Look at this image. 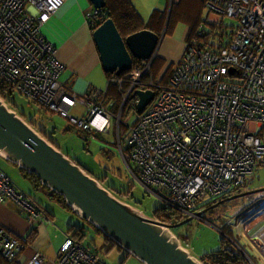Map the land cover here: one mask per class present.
<instances>
[{
    "label": "built area",
    "instance_id": "2783aa9c",
    "mask_svg": "<svg viewBox=\"0 0 264 264\" xmlns=\"http://www.w3.org/2000/svg\"><path fill=\"white\" fill-rule=\"evenodd\" d=\"M64 1L0 0V82L84 132H109L115 115L104 104L106 88L84 94L69 88L61 79L64 65L55 56L56 48L41 34V25ZM204 6L207 22L221 25L223 17L236 19L226 42L218 47L195 39L186 43L164 84L150 74L156 53L107 81L117 83L124 94L119 111L134 89L154 92L129 128L120 153L143 189L183 218L193 216L205 197L245 187L264 165V0H204ZM100 12L92 7L87 22L96 25ZM78 104L85 108L81 117L71 113ZM116 118L118 130L120 113ZM6 199L30 217L39 216L34 201L0 169V201ZM261 216L264 208L239 222L244 236L257 238L264 254ZM24 242V236L0 227V264H43V254L35 250L21 263ZM55 264L106 263L68 237L56 252Z\"/></svg>",
    "mask_w": 264,
    "mask_h": 264
},
{
    "label": "rangeland",
    "instance_id": "374dc122",
    "mask_svg": "<svg viewBox=\"0 0 264 264\" xmlns=\"http://www.w3.org/2000/svg\"><path fill=\"white\" fill-rule=\"evenodd\" d=\"M177 1L178 0H131L145 24L150 22V16L154 10L166 11L165 21L159 34L161 36V41L158 46L159 50L166 46L167 41H169V44H174V48L181 45V43H183L182 36L186 31L187 25L193 24L195 21L206 20L208 11L206 7L200 5L198 0L195 1V4H189L191 0H187L188 2L182 5L179 15L176 14ZM201 25L203 32L209 33V35L207 37H198L195 40L202 45L209 44L218 47L220 42L227 41L232 31L235 29L237 21L231 17H223L221 28H213L206 21L202 22ZM200 30V26L197 25L195 33L198 34ZM159 50L155 54L150 67V74H152V77L157 74L160 66L168 63L167 58H162L163 56L159 53ZM178 60L172 63L169 61L170 63L168 64L171 66L170 70L174 69ZM143 62L145 63L144 60H139L140 64H143ZM161 72L158 76L161 75ZM171 73L172 71L170 74ZM145 78L149 79L150 76H146ZM166 82L165 80L161 81L162 84ZM107 97L104 104L107 103V109L115 115V117L112 118V128L109 132L87 133L82 131L77 133L76 129L71 127L67 118L57 112L49 110L43 105L30 102L28 98L16 91L8 95L6 103L56 145L62 153L75 160L82 168L100 179L105 187L115 188L123 193L126 192V196L121 199L122 201L136 207L144 216L152 217L154 209L157 207H164V204L155 196L147 193L132 177L120 153V147L122 149L126 147V137L129 128L134 124L140 114L136 109V99L130 96L129 99L125 101L121 111H119L124 94H121V99H118L114 106L110 105V102L114 100L113 97L111 98L109 95ZM84 111V106L79 104L71 109V113L77 117H81V113ZM119 113L121 123L117 130L116 117ZM263 182L264 167H261L256 169L249 185L240 188V191H247L246 189L248 187L252 189L257 186V184H262ZM258 188L262 187L260 186ZM39 194L43 196L42 193ZM255 195H264V190L223 201L209 208L198 217H193L186 223L172 227L171 232L178 238L179 242L188 250L191 256L199 258L206 252L219 249L221 246L220 238L223 236L227 241L225 242L227 246L237 251H243L250 256L252 259L251 261L242 252L248 264H264V262L258 259L260 258V256L258 257V250L256 249V251L252 247L254 246L256 248L259 246L258 239L253 236H251V238L245 237L242 232V225L239 222L240 219H246L253 211V207L248 205V200ZM218 198L219 197L207 196L202 200V203L214 200L216 202ZM43 199L46 204H49V201L52 202L50 204L51 207L46 206L49 210H51L53 206L56 208V210L52 209L55 214L54 223H48L45 229L47 230L46 233L49 234L48 246L51 245L50 242H53L55 248L59 246L58 244L61 242V238L66 234L65 220H71L73 224L86 228V237L82 241L83 246L97 251V254L106 261V264H113V258L107 256L104 252L106 246H104V241H99L100 237L97 236L98 232L95 226L77 215L71 208L63 206L61 199ZM204 208L205 207L196 212ZM259 219L262 221L260 230L263 234L264 216L259 217ZM177 221H179L177 218L172 217V224ZM237 223H239L238 232H235L232 227ZM227 226L231 228L232 233L227 230ZM50 251H52V256H55L53 248H50Z\"/></svg>",
    "mask_w": 264,
    "mask_h": 264
},
{
    "label": "water",
    "instance_id": "95a60500",
    "mask_svg": "<svg viewBox=\"0 0 264 264\" xmlns=\"http://www.w3.org/2000/svg\"><path fill=\"white\" fill-rule=\"evenodd\" d=\"M89 1L94 8L105 6V0ZM92 36L103 70L115 75L129 70L134 59L151 58L161 41V36L149 29L123 38L110 17L93 29ZM153 95L150 89L133 90L131 97L138 99V113L143 111ZM0 155L35 174L42 185L60 194L77 215L144 264H203L189 254L171 228L198 217L223 201L264 190V187L254 188L219 199L208 208L174 224L159 221L153 216L146 217L136 207L113 195L98 178L62 153L1 98Z\"/></svg>",
    "mask_w": 264,
    "mask_h": 264
},
{
    "label": "crops",
    "instance_id": "0c3cea01",
    "mask_svg": "<svg viewBox=\"0 0 264 264\" xmlns=\"http://www.w3.org/2000/svg\"><path fill=\"white\" fill-rule=\"evenodd\" d=\"M92 7L93 5L89 0H65L40 27L41 34L56 48V58L64 65L61 79L69 88L78 94H84L93 88L103 90L107 87L108 81L106 76L107 72L103 70L100 56L92 36L93 30L90 28L86 19V13ZM185 34L186 31L182 36L183 43L176 48H174V44H169V41H167L165 47H162L161 50L159 48L157 49L163 56H161L163 59L167 58L168 63L180 59L186 45ZM168 63L165 64V67ZM261 167L264 166L261 165L258 168ZM0 169L10 177L17 189L25 192L34 201L39 210V216L34 218L21 210L11 199H6L4 202L0 201V227L6 229L13 236L25 237L24 248L20 253L21 263L27 260L29 255L35 250L43 254L45 258L43 264H55L56 251L62 242L70 237L68 228L73 223L71 220H65L66 234L61 238V242L58 244L59 246L55 248L53 242H50L51 245L48 246L49 234L46 233L47 230L45 229L48 223H54L55 214L53 210H56V208L53 206L49 210L46 206L51 207L50 204L52 202L49 201V204H46L43 198L45 200H52L53 198L49 196L46 188L42 186L40 181L37 183L31 178L30 174L32 173H28L2 155H0ZM253 174L248 180L247 185L252 181ZM260 186L264 187V182L257 184L252 189ZM246 190H251V188L248 187ZM39 193H42L43 196ZM253 197L248 202L251 203V201L259 199L258 203L261 202L260 206L263 205L261 208H264V195H257L254 199ZM232 228L233 231L238 232V228ZM97 232V236L100 237L99 241H104V246L107 247H105L104 252L107 256L113 258V264H144L133 255L127 253L125 249L113 244L111 239H106L101 232L98 230ZM252 247L258 250L256 251L260 258H257L264 262V254L257 247ZM50 248H53V251H55V256H52ZM95 252L97 253V251ZM98 257L106 263L99 254ZM0 260L3 261L1 257Z\"/></svg>",
    "mask_w": 264,
    "mask_h": 264
},
{
    "label": "trees",
    "instance_id": "16d2710c",
    "mask_svg": "<svg viewBox=\"0 0 264 264\" xmlns=\"http://www.w3.org/2000/svg\"><path fill=\"white\" fill-rule=\"evenodd\" d=\"M195 1H197V0H191L189 4H195ZM187 2H188L187 0H178L177 1V3H176V6H177L176 14L179 15V12H180L182 5L187 3ZM198 2L200 3L201 6L202 5L204 6V0H198ZM100 11H101L99 14L100 21L96 25L90 24L88 22L90 28L93 30L102 20H105L107 17H110L115 22V25H116L118 31L120 32V34L122 35L123 38L126 37L127 35L131 34V33H134L136 31H139L142 29H149V30H151V31H153L159 35L161 28L163 26V23L165 21V16H166V11L154 10L150 16V20H149L150 22L148 24H145L144 20L141 18L140 14H139V12H137L136 8L133 6L131 0H105V6L103 8H101ZM207 16H208V13H207ZM207 16H206V20H205L206 22H207ZM205 21L199 20L198 22L195 21L193 24L187 25V30H186V34H185V42L186 43L190 42L193 39H197L198 37H205V36L207 37L209 35V33H204V32L202 33V36H200L199 33L198 34L195 33L196 26L197 25L200 26L201 23L205 22ZM207 23L213 28H217V27L221 26V25H217L214 23H210V22H207ZM233 31H232V33H233ZM136 62H139V60L134 59L133 63H136ZM168 65L165 67V64H163L162 66H160L161 68L159 67L157 74L153 77L154 80H156V81L159 80L160 82L164 81V80L165 81L168 80L169 76L171 75L170 72L172 71V70H170L171 66L169 65L170 66L169 67ZM160 72H161V75L158 76V74ZM113 75L114 74H112V73H108V72L106 73L108 80ZM106 92H107V96L109 95L111 98L113 97V99H114L112 102H110V104L112 103L111 106H114L116 104V101L118 99H121V92L119 90V86L117 83H115L113 81L108 82L107 87H106ZM12 93H13V90L11 88L6 87L5 85L3 86L0 82V97L3 98L5 100V102L8 100V98H7L8 95H10ZM30 102H34V101L30 100ZM71 127H74V126L71 125ZM74 128L76 129L77 133L82 132V130H80L76 127H74ZM88 173L91 174L90 172H88ZM30 176L37 183L40 181L39 178L35 174H30ZM42 186L47 188L45 185H42ZM109 189L111 190L113 195H115L119 199H122L123 196H126V192L123 193L121 191L116 190L115 188H109ZM46 190H47L49 196H51L53 199L54 198H56L58 200L61 199L63 206L71 208L69 205L66 204L65 200L63 199V197L60 194L55 193L54 191L50 190L49 188H47ZM241 192H243V191H240V188H233V189L227 191L225 194L218 196L219 197L218 200L224 199L227 196H231L235 193H241ZM256 196L257 195H255L254 197H256ZM254 197H253V199H254ZM258 200L259 199H255V200L251 201V203L248 204V205L253 207V211L251 213H254L255 211H257L258 209H260L263 206V205L260 206L261 202L258 203ZM214 202H215V200L214 201H208L206 203H202V204H200L199 209H201L203 207L208 208ZM152 216L155 217L156 219H158L159 221L166 222V223H171L172 217H175L178 220L183 219V217L181 215H179L177 212H175L171 209H168L166 207L155 208L153 213H152ZM226 228L230 233H232L231 228L229 226H227ZM68 233H69L71 238H73L75 241H77L80 244L83 243L82 241L86 237L85 228L83 226H79L76 224L69 226ZM230 236H231V234H230ZM105 238L108 239L106 236H105ZM220 240H221V246L219 247V249L206 252L198 258L203 264H248L246 257L243 255V253L241 251H237V250L227 246L225 244V242H227V241L223 236L220 238ZM25 241H26V239H25ZM112 243L117 245L115 242H112ZM118 247L122 248L120 246H118ZM92 251L95 252L94 250H92ZM8 264H18V263L14 260V261L8 262Z\"/></svg>",
    "mask_w": 264,
    "mask_h": 264
},
{
    "label": "clouds",
    "instance_id": "9594fccd",
    "mask_svg": "<svg viewBox=\"0 0 264 264\" xmlns=\"http://www.w3.org/2000/svg\"><path fill=\"white\" fill-rule=\"evenodd\" d=\"M243 252V251H242ZM245 255H247L245 252H243ZM248 256V255H247ZM249 257V256H248ZM250 258V257H249ZM251 259V258H250ZM252 260V259H251Z\"/></svg>",
    "mask_w": 264,
    "mask_h": 264
},
{
    "label": "flooded vegetation",
    "instance_id": "af4514ba",
    "mask_svg": "<svg viewBox=\"0 0 264 264\" xmlns=\"http://www.w3.org/2000/svg\"><path fill=\"white\" fill-rule=\"evenodd\" d=\"M125 193V192H124ZM124 197V196H123Z\"/></svg>",
    "mask_w": 264,
    "mask_h": 264
},
{
    "label": "bare ground",
    "instance_id": "6f19581e",
    "mask_svg": "<svg viewBox=\"0 0 264 264\" xmlns=\"http://www.w3.org/2000/svg\"><path fill=\"white\" fill-rule=\"evenodd\" d=\"M264 234V233H263Z\"/></svg>",
    "mask_w": 264,
    "mask_h": 264
}]
</instances>
